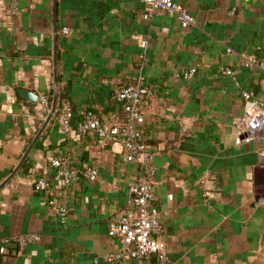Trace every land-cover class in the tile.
<instances>
[{
    "label": "crops",
    "instance_id": "crops-1",
    "mask_svg": "<svg viewBox=\"0 0 264 264\" xmlns=\"http://www.w3.org/2000/svg\"><path fill=\"white\" fill-rule=\"evenodd\" d=\"M12 1L0 0V264H159L155 255L108 256L120 249L109 223L135 210L128 189L141 165L121 143L77 129L86 109L122 122L115 90L140 71L152 93L138 126L154 152L155 202L166 207L167 264H264V141L235 140L239 119L264 106V72L243 63L247 52L264 57V0H175L196 18L188 27L170 11L146 18L143 0H17L15 11ZM55 48L73 128L53 116L3 183L50 111L42 98L53 97ZM190 68L193 77L176 75ZM57 155L99 170L73 184L65 224L46 202L57 185L35 189L38 177L52 178ZM213 179L221 195L206 198ZM24 232L39 238L20 250L14 237Z\"/></svg>",
    "mask_w": 264,
    "mask_h": 264
},
{
    "label": "built area",
    "instance_id": "built-area-1",
    "mask_svg": "<svg viewBox=\"0 0 264 264\" xmlns=\"http://www.w3.org/2000/svg\"><path fill=\"white\" fill-rule=\"evenodd\" d=\"M143 1L147 8L144 14L146 18H151L157 11H170L178 17L183 27L196 23L194 14L186 6L175 0ZM11 5L15 11L18 8L17 0H13ZM63 31L69 34L70 28L64 27ZM243 63L247 67L257 68L264 72V57L254 52L245 53ZM226 72L231 73L232 70L227 68ZM195 73L196 68H190L183 73L177 71L176 75L188 79L193 77ZM151 93L152 90L147 83L146 75L140 71L134 79L115 90V99L123 102L127 111L123 122L105 124L93 110L86 109L82 112L81 119L77 123V129L81 133L92 131L103 140L121 143L126 159L141 165V174L130 183L128 189L129 200L135 206V210L123 214L109 223L108 234L119 240L120 249L108 256L120 259L155 255L159 264H167L169 261L168 244L162 237L165 231L162 215L166 212V207L164 204L155 202L153 188L154 152L149 149L148 143L138 126L143 115L144 102ZM243 94L249 97L252 93L244 91ZM42 103L48 110L51 109L52 101L49 100L48 96L42 98ZM74 114L75 111L70 100H64L59 109H56L55 117L63 131L72 130ZM238 128L239 133L235 139L237 143L252 139L264 141V106L242 116L239 119ZM260 155L264 157V147L260 150ZM52 165L54 168L52 178L38 177L35 182V189L45 191L52 188V183L57 185V190L47 198L46 202L54 208L58 220L65 224L70 214L68 200L72 193L73 184L80 176L95 180L99 170L96 166H87L82 169L71 166L62 155L55 156L52 159ZM208 196V192H205V197L208 198ZM169 197L172 198L173 194H169ZM38 238L39 235L32 232L19 233L14 237L20 250L28 242ZM0 250L5 252L6 246L2 245Z\"/></svg>",
    "mask_w": 264,
    "mask_h": 264
},
{
    "label": "water",
    "instance_id": "water-1",
    "mask_svg": "<svg viewBox=\"0 0 264 264\" xmlns=\"http://www.w3.org/2000/svg\"><path fill=\"white\" fill-rule=\"evenodd\" d=\"M54 64H55V69H54V90H53V97H52V104H51V109L48 113V116L45 120V123L43 124L42 128L40 129L38 135L32 140L28 148L26 149L25 153L23 154L22 158L20 159L19 163L17 164L16 168L13 170L12 174L3 182L5 183L8 179H10L15 172L19 169V167L24 163L25 159L27 158L30 150L32 149L35 141L37 140L38 136L42 132L43 128L45 125L48 123V121L55 115L57 106H58V73H57V65H58V52L57 49L55 48V53H54ZM18 93L20 96L32 101V102H37L40 100V94L33 89L25 88V87H19L18 88ZM208 194L211 197H217L221 195V187L218 184L217 181L210 180L208 182Z\"/></svg>",
    "mask_w": 264,
    "mask_h": 264
},
{
    "label": "trees",
    "instance_id": "trees-1",
    "mask_svg": "<svg viewBox=\"0 0 264 264\" xmlns=\"http://www.w3.org/2000/svg\"><path fill=\"white\" fill-rule=\"evenodd\" d=\"M48 98H49V100L50 101H52V94H50L49 96H48ZM64 100H69V98L68 97H66L63 93H61V92H58V106H57V109H59V107L62 105V103H63V101ZM125 106H123V112H124V120H125V118H126V115H127V111L125 110V108H124ZM58 111V110H57ZM55 116V115H54ZM123 120V121H124ZM122 121V122H123Z\"/></svg>",
    "mask_w": 264,
    "mask_h": 264
}]
</instances>
